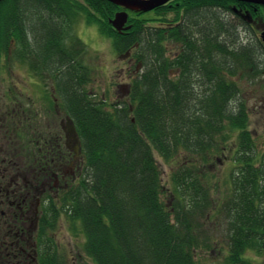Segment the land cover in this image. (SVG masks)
Wrapping results in <instances>:
<instances>
[{
	"label": "trees",
	"instance_id": "obj_1",
	"mask_svg": "<svg viewBox=\"0 0 264 264\" xmlns=\"http://www.w3.org/2000/svg\"><path fill=\"white\" fill-rule=\"evenodd\" d=\"M84 1L89 8L76 0L0 3V57L21 58L51 79L84 162L74 184L56 201L45 200L32 242L38 264H63L49 236L61 216L72 235H83L82 251L95 264H264V150L238 97V81L264 79V44L243 40L251 25L231 9L249 5L173 0L154 11L161 27L132 19L119 35L106 22L115 6ZM79 17L98 24L119 52L140 43L135 57L144 71L128 102L97 100L86 89L87 70L54 47ZM164 33L181 44L172 64L164 59ZM172 66L179 76H170ZM220 155L226 168L217 163L213 170ZM159 159L170 167L165 182ZM28 226L18 220L6 228L0 219V264L30 262L18 250L33 231Z\"/></svg>",
	"mask_w": 264,
	"mask_h": 264
},
{
	"label": "rangeland",
	"instance_id": "obj_2",
	"mask_svg": "<svg viewBox=\"0 0 264 264\" xmlns=\"http://www.w3.org/2000/svg\"><path fill=\"white\" fill-rule=\"evenodd\" d=\"M148 17L153 18L154 15ZM168 18H172L170 14H168ZM83 23L86 24L83 19L78 20L73 25V29L77 30L75 34L79 35L88 46L81 52L82 62L88 69L87 89L97 100L103 99L107 104L128 102L125 85L130 82L129 75H133L135 64H129L130 60L127 56H119L113 52L109 38L98 34L94 27H87ZM241 31L239 29L240 36L244 37L245 34L241 35ZM248 37L247 39L244 37L243 40L246 42L253 39L252 36L248 35ZM54 45L59 54L66 58V55L59 51L58 42H55ZM35 57L38 61L40 59V66L46 69L48 63L41 52H38ZM238 82L240 89L238 97L250 120L248 129L254 136H257L258 148L264 150V79L252 84L245 81ZM50 89V87L42 88L35 75L28 72L25 66L16 64L15 60L14 63L8 65L4 58L0 60V106L8 103L7 93L19 96L27 107L23 109V117L32 114L36 122L49 123L50 127H53L55 124L58 125L63 111L60 108V102L53 97L54 94ZM0 129L5 130L3 121H0ZM22 144V139L18 138L5 143L4 146L11 147L8 150L15 157V149L18 152L21 150L17 148L24 150ZM155 158L158 159L159 157L155 154ZM225 159V155H220L219 158L215 159L213 170L216 168L217 163V169L222 165H227L228 159ZM158 163L161 166L163 181L165 182L170 167L164 164L161 159L158 160ZM6 170V179H13L18 183H22L25 176L22 170L12 166L7 167ZM35 176L38 177V174ZM164 196L166 203L168 198L167 195ZM49 236L53 239L56 252L63 264H94L82 251L83 236L80 231L75 236L72 235L63 223L62 217L59 218L55 228L49 232ZM205 257L207 255H204L201 259H205ZM203 264H213V262L205 260Z\"/></svg>",
	"mask_w": 264,
	"mask_h": 264
},
{
	"label": "flooded vegetation",
	"instance_id": "obj_3",
	"mask_svg": "<svg viewBox=\"0 0 264 264\" xmlns=\"http://www.w3.org/2000/svg\"><path fill=\"white\" fill-rule=\"evenodd\" d=\"M259 24L262 28H264V19L259 20ZM256 25V22H255ZM258 28V26L256 25ZM63 122H60V124L66 123V120H62ZM65 130V137L67 140H71V137L67 138V134L69 132L67 126L63 127ZM62 140V137L60 135L53 136L51 133H48V135L41 134L40 140L38 142V147L36 154L32 160L31 164H23V172L25 174L24 179L22 181L21 186V192L16 193L18 197H14L15 194L10 195V183L9 179H6V172L7 170L4 169L0 175L2 176V179L5 181V184H3L0 187V192L5 193L6 200L10 198V196H13L14 198H18L17 205L13 204V202L8 201L9 210L6 213V217L8 220L1 221L3 222L7 228H10L13 222H17L18 218L21 220V223L24 224V222L29 221L28 231L32 229L33 225V219L29 217L28 215L30 212L32 213V216L34 217V223H36V217L38 214V207L41 205L40 198L44 197L46 194H49L50 192H55V194L58 193L59 189L61 188V182H68L66 180L67 176L71 175V180H73V170L71 169L73 166V163L75 162L74 153L69 150H61V145L58 143ZM69 148L71 145L68 141ZM67 143H65V146L67 147ZM74 148V146L72 147ZM9 167V161L7 160H0V169ZM38 174V176H43V180H41L39 177L35 176ZM53 183L56 188V190H53L52 187H49V184ZM67 187V185H65ZM37 194L36 200L34 199V195ZM0 204H3L2 201H0ZM18 209V218L13 220V215L17 216L15 211ZM3 214V213H2Z\"/></svg>",
	"mask_w": 264,
	"mask_h": 264
},
{
	"label": "water",
	"instance_id": "obj_4",
	"mask_svg": "<svg viewBox=\"0 0 264 264\" xmlns=\"http://www.w3.org/2000/svg\"><path fill=\"white\" fill-rule=\"evenodd\" d=\"M2 0H0L1 2ZM113 2L114 4L123 6L125 8H129L133 11H148L155 7H158L160 5H163L168 0H108ZM242 2H249L254 4H261L264 5V0H237ZM126 15V14H125ZM125 15L119 14L116 16V19L112 21L113 25L116 27H119L120 25L124 24L125 21ZM263 40H264V34H263Z\"/></svg>",
	"mask_w": 264,
	"mask_h": 264
}]
</instances>
